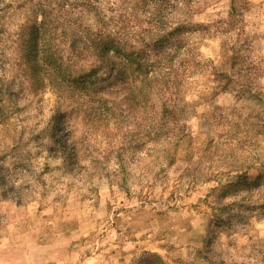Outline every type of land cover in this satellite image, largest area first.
I'll return each instance as SVG.
<instances>
[{
    "label": "rangeland",
    "instance_id": "1",
    "mask_svg": "<svg viewBox=\"0 0 264 264\" xmlns=\"http://www.w3.org/2000/svg\"><path fill=\"white\" fill-rule=\"evenodd\" d=\"M176 2L173 18L187 27L178 56L196 65L180 86L150 97L156 119L166 100L184 109L191 146L167 165L165 141L153 131L142 137L153 112L123 122L119 98L108 95L101 121L70 116L72 172L50 122L70 96L53 94L47 81L37 92L25 83L0 103V174L9 186L0 183V264H264V0ZM14 24L0 38V87L28 69ZM177 131L170 122L167 135Z\"/></svg>",
    "mask_w": 264,
    "mask_h": 264
},
{
    "label": "trees",
    "instance_id": "2",
    "mask_svg": "<svg viewBox=\"0 0 264 264\" xmlns=\"http://www.w3.org/2000/svg\"><path fill=\"white\" fill-rule=\"evenodd\" d=\"M177 8L176 0H0V38L6 30L5 24L8 21L15 23V40L20 39L25 45L23 56L28 68L26 77L19 83L10 81L0 87V103L4 96L14 99L16 91L28 82L34 92L42 90L47 81L53 94L60 97L68 94L72 104L66 110L56 108L50 122L54 148L59 150L62 161L73 172L74 166L78 165V156L68 132L71 114L77 110L87 114L89 122H99L103 119L99 110L104 107L109 110L107 96L113 95L119 98L117 103L123 122L128 121L134 111L139 110L147 116L153 112L150 120L143 121L142 137L152 140L149 137L153 131V140H164L162 149H166L162 157L168 160L167 165H171L181 147L185 153L194 138L183 132L184 109L175 110L173 102L166 100L161 103L163 111L156 119L150 96L154 89L167 91L180 86L184 77L192 75V67L196 65L193 60L179 59L178 52L187 27L181 20L173 18L172 12ZM37 14L40 15L39 22L35 19ZM133 31L137 32L136 38L132 36ZM144 35H149L148 40ZM61 43L68 48L62 49ZM163 57L166 61L161 59ZM60 59L72 68L76 66L74 71L61 65L52 68ZM123 59L136 62L137 66L133 69ZM80 62H89V66H79ZM148 62L152 63L150 69L146 68ZM154 64L162 66L157 78L154 77L157 69L152 68ZM182 69L188 70V74L179 73ZM212 76L217 78L219 74ZM109 79L112 81L107 85L102 84ZM117 82L118 90L113 89ZM86 86H90L91 91ZM170 122L180 130L173 137L167 135ZM154 123L156 128H150ZM174 140H181L180 145ZM183 158L190 160L191 155ZM4 179L1 168L3 192L9 188Z\"/></svg>",
    "mask_w": 264,
    "mask_h": 264
}]
</instances>
